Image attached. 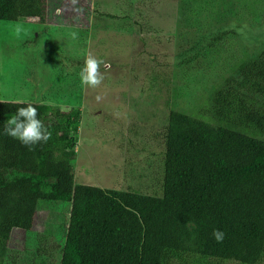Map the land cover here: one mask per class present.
<instances>
[{"label": "trees", "instance_id": "1", "mask_svg": "<svg viewBox=\"0 0 264 264\" xmlns=\"http://www.w3.org/2000/svg\"><path fill=\"white\" fill-rule=\"evenodd\" d=\"M46 16V0H0V21ZM227 36L218 31L203 41L212 50ZM34 106L52 133L48 142L29 148L0 134V264H55L31 259L37 253L17 260L9 242L15 229L32 231L39 208L57 203L70 207L57 234L59 264H264V50L193 114L168 112L154 134L159 161L145 160L158 163L149 167L156 179L149 191L76 184L81 111ZM19 107L26 105L0 102V132ZM214 229L225 233L223 242Z\"/></svg>", "mask_w": 264, "mask_h": 264}, {"label": "rangeland", "instance_id": "2", "mask_svg": "<svg viewBox=\"0 0 264 264\" xmlns=\"http://www.w3.org/2000/svg\"><path fill=\"white\" fill-rule=\"evenodd\" d=\"M128 1L46 0L45 22L0 21V98L27 95L81 111L76 184L149 191L156 185L149 167L158 163L145 160L159 161L154 134L168 112L193 114L241 62L264 50V0ZM218 31L228 36L208 50L203 37ZM89 53L105 62L95 89L79 80ZM57 204L37 210L32 231H13L15 259L37 253L31 259L59 264L57 234L70 207Z\"/></svg>", "mask_w": 264, "mask_h": 264}, {"label": "clouds", "instance_id": "3", "mask_svg": "<svg viewBox=\"0 0 264 264\" xmlns=\"http://www.w3.org/2000/svg\"><path fill=\"white\" fill-rule=\"evenodd\" d=\"M61 10L57 9V13ZM15 30L17 33L21 31V25H16ZM73 40L78 39V33L71 32ZM103 59H97L90 53L85 56L83 67L79 72L80 85L84 89H95L102 85L105 76L101 72V65H104ZM107 66V65H105ZM101 97L97 96L99 100ZM0 102L11 103L15 105H26V107L17 108L16 112L10 114L3 125L0 134L7 135L15 140H18L22 145L29 148L40 143H46L51 139L52 133L44 125L43 121L38 118L37 108L34 103H51V101H33L27 95L11 97L4 96L0 98ZM217 243L223 242L225 233L220 229H214L212 232Z\"/></svg>", "mask_w": 264, "mask_h": 264}]
</instances>
